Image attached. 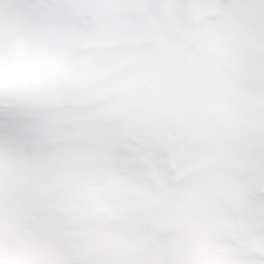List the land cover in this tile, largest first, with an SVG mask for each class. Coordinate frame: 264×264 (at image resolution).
<instances>
[{"label":"snow or ice","instance_id":"6c2138e0","mask_svg":"<svg viewBox=\"0 0 264 264\" xmlns=\"http://www.w3.org/2000/svg\"><path fill=\"white\" fill-rule=\"evenodd\" d=\"M0 264H264V0H0Z\"/></svg>","mask_w":264,"mask_h":264}]
</instances>
